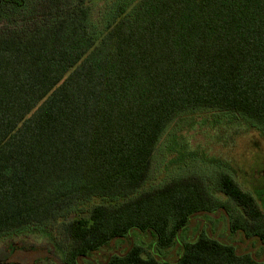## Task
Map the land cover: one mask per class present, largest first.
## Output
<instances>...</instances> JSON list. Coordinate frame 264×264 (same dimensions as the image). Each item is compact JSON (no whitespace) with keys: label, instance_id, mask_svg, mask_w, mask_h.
I'll use <instances>...</instances> for the list:
<instances>
[{"label":"trees","instance_id":"trees-1","mask_svg":"<svg viewBox=\"0 0 264 264\" xmlns=\"http://www.w3.org/2000/svg\"><path fill=\"white\" fill-rule=\"evenodd\" d=\"M104 1L97 31L88 0H0V237L57 226L77 264L138 229L154 242L105 264H264L202 229L178 241L196 215L224 211L264 252V193L228 170L208 177L172 137L186 168L148 187L187 113L230 114L264 136V0ZM153 243L181 251L164 259Z\"/></svg>","mask_w":264,"mask_h":264},{"label":"rangeland","instance_id":"rangeland-1","mask_svg":"<svg viewBox=\"0 0 264 264\" xmlns=\"http://www.w3.org/2000/svg\"><path fill=\"white\" fill-rule=\"evenodd\" d=\"M88 2L94 5L96 29L101 30L98 14L103 11L105 1ZM171 137L198 154L197 159H202L199 161L202 167L200 171L208 177L219 170H228L244 189L254 194L264 193V136L259 129L233 115L205 111L187 113L171 125L160 143L148 187L160 184L168 178V170L179 173L186 168L176 160L180 146L170 148ZM193 157L195 156H189L187 161H191ZM213 159H219L225 164ZM89 208L82 207L70 218L87 216ZM201 229L223 240L236 242L243 250L258 251L261 256L264 255L257 242L248 240L242 233L231 232L229 218L224 211L196 215L187 231L184 230L178 236L179 243L192 241ZM51 231L53 238L46 232L32 229L0 237V264H66L55 245L60 231L57 226H51ZM133 231L130 236L113 240L99 251L79 259L77 264H105L112 253L124 252L133 243L147 246L154 242L151 235L140 234L138 229ZM145 248L149 251L148 247ZM152 248L154 255L161 257L163 254L164 259H175L181 251L179 244L162 250L164 253L159 251L154 243Z\"/></svg>","mask_w":264,"mask_h":264}]
</instances>
